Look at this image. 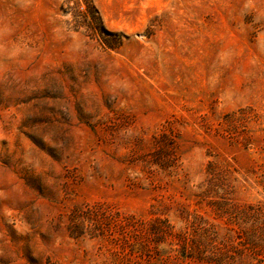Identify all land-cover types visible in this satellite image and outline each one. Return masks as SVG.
Masks as SVG:
<instances>
[{
    "label": "rangeland",
    "instance_id": "rangeland-1",
    "mask_svg": "<svg viewBox=\"0 0 264 264\" xmlns=\"http://www.w3.org/2000/svg\"><path fill=\"white\" fill-rule=\"evenodd\" d=\"M209 160L264 261V0H0V264H149Z\"/></svg>",
    "mask_w": 264,
    "mask_h": 264
},
{
    "label": "trees",
    "instance_id": "trees-1",
    "mask_svg": "<svg viewBox=\"0 0 264 264\" xmlns=\"http://www.w3.org/2000/svg\"><path fill=\"white\" fill-rule=\"evenodd\" d=\"M234 171L230 162L209 160L204 178L192 194L195 204L210 207L214 217L223 219L226 225L198 210H188L185 204L181 205L179 214L181 226L175 227L168 219L156 217L145 239L155 242L168 239V248L160 255L156 252L158 258L149 264H264L257 257L254 236L246 237L243 226L246 219L255 217L258 207L237 201L240 186ZM250 173L256 183L264 186V163H259ZM141 248L148 258L156 257L147 241Z\"/></svg>",
    "mask_w": 264,
    "mask_h": 264
}]
</instances>
